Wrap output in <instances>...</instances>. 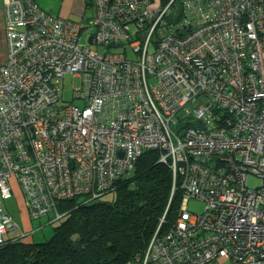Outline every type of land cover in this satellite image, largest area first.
I'll return each instance as SVG.
<instances>
[{
	"label": "built area",
	"instance_id": "obj_1",
	"mask_svg": "<svg viewBox=\"0 0 264 264\" xmlns=\"http://www.w3.org/2000/svg\"><path fill=\"white\" fill-rule=\"evenodd\" d=\"M90 1L82 30L33 0H4L0 245L15 229L2 209L13 175L38 220L59 201L112 193L153 152L181 203L136 264H264V0ZM67 75L82 88L60 105ZM46 126L56 140L41 149Z\"/></svg>",
	"mask_w": 264,
	"mask_h": 264
},
{
	"label": "trees",
	"instance_id": "obj_2",
	"mask_svg": "<svg viewBox=\"0 0 264 264\" xmlns=\"http://www.w3.org/2000/svg\"><path fill=\"white\" fill-rule=\"evenodd\" d=\"M163 1L165 5L168 0ZM93 17L81 25L82 30ZM158 160L153 152L145 153L134 175L118 180L110 200L103 201L102 196L86 203L75 198L59 201L49 216L58 222L52 237L43 243H24L29 236H6L0 245V264H136L168 206L167 226L181 203L180 191L171 195V170Z\"/></svg>",
	"mask_w": 264,
	"mask_h": 264
},
{
	"label": "rangeland",
	"instance_id": "obj_3",
	"mask_svg": "<svg viewBox=\"0 0 264 264\" xmlns=\"http://www.w3.org/2000/svg\"><path fill=\"white\" fill-rule=\"evenodd\" d=\"M91 2L90 0H88ZM94 18V17H93ZM80 25V24H79ZM95 49H97L100 53L104 52V47H96L93 46ZM109 53H115L113 51H110ZM126 56H128V52L126 53ZM155 83V80L153 77H149V84L153 85ZM82 88V79L79 77H76L74 75H67L64 79L61 81V101L60 105H68L72 104L73 101V93L76 89ZM75 105H80L76 101ZM158 160V164H161ZM260 183V180L256 177L250 175L248 178V184L249 187L254 189L257 187V185ZM10 185L12 187V196L11 199L7 200L3 204V210H5L6 213L14 217V222L16 225H18L21 229V232L19 231H12L9 232L10 238H16L17 235L20 236V233L26 234V236H29L25 239H23L24 243H43L48 241L52 235L54 227L57 226L58 222H52L53 217H46L41 218L38 220H32L30 219L28 210L25 208L24 205V197L20 191V186L18 183V179L16 175H13L12 179L10 180ZM114 197V194H108L103 198V201L110 200ZM85 200V198H79L78 201L81 202ZM204 204L197 200H190L188 204V211L191 213H200L202 212ZM52 216H55L53 214ZM28 233V234H27Z\"/></svg>",
	"mask_w": 264,
	"mask_h": 264
},
{
	"label": "crops",
	"instance_id": "obj_4",
	"mask_svg": "<svg viewBox=\"0 0 264 264\" xmlns=\"http://www.w3.org/2000/svg\"><path fill=\"white\" fill-rule=\"evenodd\" d=\"M44 12L53 16H65L70 21L84 25L95 14V7L88 0H34ZM164 1L152 0V7L163 6ZM7 57L4 0H0V60ZM25 208L26 204L24 202ZM3 206V205H2ZM4 209V208H3ZM5 211V210H4ZM13 220L14 217L12 216ZM28 234V233H27ZM10 234L8 233L7 236ZM18 236V235H17Z\"/></svg>",
	"mask_w": 264,
	"mask_h": 264
},
{
	"label": "bare ground",
	"instance_id": "obj_5",
	"mask_svg": "<svg viewBox=\"0 0 264 264\" xmlns=\"http://www.w3.org/2000/svg\"><path fill=\"white\" fill-rule=\"evenodd\" d=\"M88 120V118H86L85 119V122ZM46 128H47V130H46V134L43 136V138H41V141H40V143H41V146H40V148L41 149H43V145H47V147H49V142H53L54 140H56V137H55V134H54V132H53V130H52V128L51 127H49V126H46ZM23 132H24V135L25 136H28V135H31V132H30V129H29V127H25V128H23ZM75 144L77 145V146H79V147H83L85 144L84 143H82L81 141H76L75 142ZM36 150V146H34V151ZM18 158H20V159H23L24 158V153H22L19 157H18V154L16 153L15 154V163L17 164V165H19V159ZM55 171V170H54ZM58 172L60 173V174H64L63 172H61V171H59L58 170ZM25 176V175H24ZM19 180H20V178L18 179V183H19ZM20 186V185H19ZM20 191H21V187H20ZM21 193H22V191H21ZM22 195H23V193H22ZM9 199H11V197L9 198ZM9 199H6L5 201H7V200H9ZM66 200H71V199H65V201Z\"/></svg>",
	"mask_w": 264,
	"mask_h": 264
},
{
	"label": "clouds",
	"instance_id": "obj_6",
	"mask_svg": "<svg viewBox=\"0 0 264 264\" xmlns=\"http://www.w3.org/2000/svg\"><path fill=\"white\" fill-rule=\"evenodd\" d=\"M55 17H63V16H55ZM90 44V43H89ZM91 45V44H90ZM140 160V159H139ZM109 194H111V193H109ZM106 195H108L107 193L106 194H103L102 196H106ZM12 196V195H11ZM24 197V196H23ZM84 201V200H83ZM5 202V201H4ZM24 202H25V198H24ZM84 203H86V201H84ZM4 204V203H3ZM25 204H26V202H25ZM2 209H3V206H2ZM26 209H27V206H26ZM28 210V209H27ZM178 210H179V208H178ZM4 211V210H3ZM5 212V211H4ZM166 212V211H165ZM29 213V212H28ZM168 213V212H167ZM178 213V212H177ZM165 214V213H164ZM167 215V214H166ZM11 216V215H10ZM30 216V215H29ZM176 217H177V215H176ZM11 218H12V216H11ZM31 219V218H30ZM165 219H166V217H165ZM176 219V218H175ZM175 219H174V221H175ZM12 221H13V223H14V226H15V229H13L12 231H19V232H21V229H20V227L18 226V225H16L15 224V222H14V220H13V218H12ZM173 221V222H174ZM172 222V223H173ZM171 223V224H172ZM160 224V223H159ZM171 224H169L168 226H167V224H166V221H165V224L162 226V228H164V230L165 229H167ZM159 227V226H158ZM158 229V228H157ZM12 231H10V232H12ZM156 232V231H155ZM9 233V232H8ZM8 233L5 235V237L8 235ZM24 235H26V234H24V233H20V237L21 238H23L24 237ZM154 235V234H153ZM5 237H4V240H5ZM7 237H9V236H7ZM147 249V248H146Z\"/></svg>",
	"mask_w": 264,
	"mask_h": 264
},
{
	"label": "water",
	"instance_id": "obj_7",
	"mask_svg": "<svg viewBox=\"0 0 264 264\" xmlns=\"http://www.w3.org/2000/svg\"><path fill=\"white\" fill-rule=\"evenodd\" d=\"M89 43L92 44V38H90Z\"/></svg>",
	"mask_w": 264,
	"mask_h": 264
}]
</instances>
